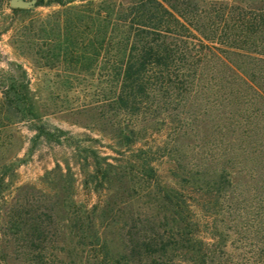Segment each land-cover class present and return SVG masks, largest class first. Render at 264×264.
<instances>
[{
  "label": "trees",
  "instance_id": "16d2710c",
  "mask_svg": "<svg viewBox=\"0 0 264 264\" xmlns=\"http://www.w3.org/2000/svg\"><path fill=\"white\" fill-rule=\"evenodd\" d=\"M49 4L58 9L38 27V37L48 40L42 46L49 45L39 53L75 78L97 82L100 117L118 124V144L133 152L118 164L83 149L93 191L111 190L127 177L133 192L146 191L142 205L160 217L130 214L127 247L113 252L104 229L116 227L115 202L104 200L102 216L96 214L99 201L91 208L77 203L70 168L63 171L57 162L54 206L42 210L36 199H20L6 211L0 240L13 244L11 264H68L64 253L85 264L89 251L85 260L92 255L93 264H264V0ZM212 100L217 137L200 120L199 108L206 106L208 114ZM33 109L27 94L2 91L0 131L8 114ZM54 129L59 134L42 123L33 126L32 140L62 143L64 131ZM162 131V144L149 141ZM4 145L0 136V151ZM72 147L80 155L78 144ZM180 147L185 155L174 158ZM158 152L174 163L171 176L179 185L162 179ZM12 159L0 168V184L24 162ZM0 264H10L1 253Z\"/></svg>",
  "mask_w": 264,
  "mask_h": 264
},
{
  "label": "rangeland",
  "instance_id": "374dc122",
  "mask_svg": "<svg viewBox=\"0 0 264 264\" xmlns=\"http://www.w3.org/2000/svg\"><path fill=\"white\" fill-rule=\"evenodd\" d=\"M9 1L0 0V97L2 91L6 90H9L11 95L14 90L20 94L25 93L34 109L32 112L19 115L8 114L9 120H6L8 124L0 131V136L5 139V145L0 151V168L4 162L13 160L14 156L24 159L23 163L12 168L5 176V181L0 184V233L6 211L10 206L19 204L20 199H31L33 202L36 199L42 210L54 206L56 197L52 188L59 178L57 170L52 171L58 162L63 171H66V164L70 168L74 184L73 197L77 203L91 208L99 201L96 214L102 216L105 203L115 202L113 206L117 218L116 227L107 226L104 233L113 252H118L127 247L129 228L125 221L130 214L140 213L141 217L146 218L153 215L155 219H159L160 213L142 205L144 200H148L146 191L138 194L133 192L136 189L131 186L127 177L120 181L115 180L111 190L93 191L92 169L89 165L88 169L86 168L82 157L89 153L82 151L83 149H94L99 155L107 156L109 161L118 164L126 163L133 157V152L118 144L116 139L118 124H115L113 119L100 117L102 104L96 101L97 82L82 74L75 78L65 65L55 63L47 54L45 56L46 52L39 53L47 51L49 45L42 46V43L48 40L38 37V27L42 22L48 21V15L57 10L58 6L49 4L50 0H36L34 7L27 8L24 12H12ZM211 102L209 116L206 114V106L199 108L200 120L208 122L209 134L217 137L214 125L219 118L218 108L214 105V100ZM41 123L48 127L52 135L59 134L54 128L63 130L65 135L61 137L62 143L57 144L56 141L44 138L34 142L32 139L36 131L33 130V126ZM163 132L151 134L149 141L162 144L163 140H167ZM76 144L79 151H82L79 152L80 155L73 151L72 146ZM180 144L181 146L187 144V141L182 140ZM180 148L182 151L174 158L185 155V148ZM210 151H215V147L211 146ZM160 152L157 153L160 155L159 158ZM188 157H193V153H189ZM160 159L162 160L158 163L159 173L164 182L179 185L178 178L171 176L175 171L174 163L167 157ZM124 200L127 202L119 204ZM98 218L100 221L103 220ZM0 250L1 255H4L11 264L14 261L11 259L14 257L13 244L0 240ZM48 251L51 253L53 250L50 248ZM91 253L93 254V251L88 252ZM88 254L85 252L82 259L85 264H93L92 255L85 260ZM61 256L68 264L81 262L78 259L73 262L65 253Z\"/></svg>",
  "mask_w": 264,
  "mask_h": 264
},
{
  "label": "water",
  "instance_id": "95a60500",
  "mask_svg": "<svg viewBox=\"0 0 264 264\" xmlns=\"http://www.w3.org/2000/svg\"><path fill=\"white\" fill-rule=\"evenodd\" d=\"M36 4V0H10L9 5L11 8H32Z\"/></svg>",
  "mask_w": 264,
  "mask_h": 264
}]
</instances>
